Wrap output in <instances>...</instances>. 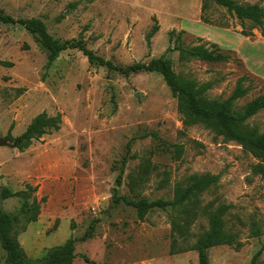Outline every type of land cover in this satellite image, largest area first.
I'll list each match as a JSON object with an SVG mask.
<instances>
[{"label":"rangeland","instance_id":"374dc122","mask_svg":"<svg viewBox=\"0 0 264 264\" xmlns=\"http://www.w3.org/2000/svg\"><path fill=\"white\" fill-rule=\"evenodd\" d=\"M234 1L264 7V0ZM202 6L203 0H0L4 15L40 21L61 43L82 40L115 66L165 56L184 79L212 83L209 99H228L245 77L244 86L252 88L235 103L241 110L264 95V79L249 72L264 75L262 29L215 4L205 11L213 26L205 24ZM154 18L160 30L149 45ZM243 30L254 37L243 36ZM171 31L175 37L185 31L186 47L216 43L232 60L182 59L179 51L168 52L175 47ZM42 112L62 117L58 132L22 151L0 145V189L17 192L29 184L42 203L38 221L16 231L30 260H42L73 239V264H199L190 248L209 230L208 214L222 204L232 205L226 229L238 234L242 246L210 249V264H250L263 247L264 236H252L254 223L264 231V176L255 172L260 159L205 125H183L177 100L159 73L125 76L91 65L79 50L63 51L50 63L37 37L21 25L0 23V139L15 144L10 130L19 137ZM249 125L263 133L264 111ZM195 174L218 175L220 181L201 197L183 235L172 232L174 220L185 223L180 208H155L141 221L134 207L115 203L116 190L135 201L170 202L175 185ZM0 203L14 214L22 200ZM173 246L180 253L173 255ZM0 255L7 264L1 244ZM258 264H264V252Z\"/></svg>","mask_w":264,"mask_h":264},{"label":"trees","instance_id":"16d2710c","mask_svg":"<svg viewBox=\"0 0 264 264\" xmlns=\"http://www.w3.org/2000/svg\"><path fill=\"white\" fill-rule=\"evenodd\" d=\"M210 4H215L225 8L233 17L239 21H251L254 25L262 29L264 38V7L252 4H239L234 0H203L201 20L205 24L212 25V22L205 17V11ZM155 24L146 35V40L151 45L152 39L159 32L160 26L156 18ZM0 23L21 25L29 33L37 37L39 44L47 53L50 63L55 61L61 52L66 50H79L88 58L91 65L96 67H106L128 76L136 73H159L171 90L172 96L177 100L178 111L183 117V125H205L212 129L218 136L224 137L227 141H234L240 144L253 156L260 159L262 164L255 168V172L264 176V132L261 133L257 128L249 125V120L264 111V95L258 96L247 103L241 110L235 109V103L244 98L252 85L244 86L246 78H241L228 99H209L208 91L212 88V83L199 84L194 80H186L178 75L172 63L165 56L152 59L149 63H136L128 67L115 66L111 61L98 56L93 50H89L82 40H70L63 43L56 41L48 33L45 25L37 20H15L11 16L0 12ZM228 28V27H224ZM176 32H170V43L175 44L172 50L180 52L181 58L186 60H198L213 64L229 63L232 60L230 52L223 51L216 43L207 45L200 44L193 47H186L183 42L185 31H180L175 37ZM245 37H254L253 33L245 30L241 32ZM202 41V39H200ZM8 65H11L8 63ZM62 117L60 115L50 116L47 112L37 115L27 127L26 131L17 138H13L11 130L8 137L12 139L19 150L28 149L34 141H39L46 135H52L61 129ZM178 153L180 148H178ZM220 181V176L195 174L191 176L186 184L177 183L174 188L173 200L168 202L156 200L150 202L146 199L138 201L119 197L115 192V203L124 201L134 207L138 212L141 221L145 220L149 211L158 208L165 209L168 206L180 208L181 214L186 215L184 225L174 220L172 222V232L182 234L191 225L189 216H196L201 197ZM117 187L122 185V176L117 179ZM37 187L27 185L24 190L14 192L8 187L0 189V201L17 197L22 200L21 207L17 213L11 214L4 211L0 203V244L4 250L7 264H73L75 259V241L69 240L64 246L52 249L45 258L32 261L27 257L24 248L20 245L16 231H25L29 225L38 221L41 214V202L35 196ZM44 200V199H43ZM232 209V205H220L215 211L208 214L209 230L199 236L195 245L190 250L196 251L199 257V264H210L208 251L218 246H234L241 248L238 241V234L229 232L226 229L225 216ZM93 226L91 227V229ZM90 232L86 234L88 237ZM252 236L259 238L264 236L259 225L254 223ZM175 243V241H174ZM264 252L263 247L253 256L250 264H258L259 258ZM173 255L180 253L172 249ZM0 264L3 258L0 255Z\"/></svg>","mask_w":264,"mask_h":264},{"label":"water","instance_id":"95a60500","mask_svg":"<svg viewBox=\"0 0 264 264\" xmlns=\"http://www.w3.org/2000/svg\"><path fill=\"white\" fill-rule=\"evenodd\" d=\"M0 145H1V146H11V147H16V144L11 145L6 139H0Z\"/></svg>","mask_w":264,"mask_h":264},{"label":"crops","instance_id":"0c3cea01","mask_svg":"<svg viewBox=\"0 0 264 264\" xmlns=\"http://www.w3.org/2000/svg\"><path fill=\"white\" fill-rule=\"evenodd\" d=\"M249 71V70H248ZM251 74H253L254 76H257V77H261L262 79H264V75L263 74H259V73H253L251 71H249Z\"/></svg>","mask_w":264,"mask_h":264}]
</instances>
